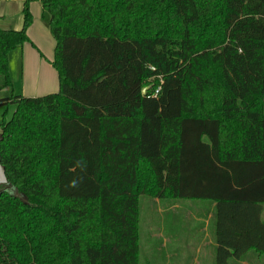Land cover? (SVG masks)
Segmentation results:
<instances>
[{
    "label": "trees",
    "instance_id": "1",
    "mask_svg": "<svg viewBox=\"0 0 264 264\" xmlns=\"http://www.w3.org/2000/svg\"><path fill=\"white\" fill-rule=\"evenodd\" d=\"M39 3L58 88L0 98V264H140V195L207 202L214 264H264V0Z\"/></svg>",
    "mask_w": 264,
    "mask_h": 264
},
{
    "label": "rangeland",
    "instance_id": "2",
    "mask_svg": "<svg viewBox=\"0 0 264 264\" xmlns=\"http://www.w3.org/2000/svg\"><path fill=\"white\" fill-rule=\"evenodd\" d=\"M18 1H4L10 13H14L18 8ZM10 94L8 88L0 90V98ZM4 110H6L5 118H7L13 110V106L0 107V115ZM10 191L13 192V189ZM207 204L205 201L196 200L158 201L140 195V264H214V252L211 247V222L204 218V214L196 212L200 211L198 209L202 207L204 210L207 209ZM261 217L264 220V212ZM177 231L191 233L188 236V241H184L182 238L178 239L180 242H188L189 248L182 247L181 249L175 242H169L170 233ZM197 236L200 237L198 252L194 248ZM156 240H160L158 251L152 249ZM238 264L250 263L243 261Z\"/></svg>",
    "mask_w": 264,
    "mask_h": 264
},
{
    "label": "crops",
    "instance_id": "3",
    "mask_svg": "<svg viewBox=\"0 0 264 264\" xmlns=\"http://www.w3.org/2000/svg\"><path fill=\"white\" fill-rule=\"evenodd\" d=\"M4 1L6 0H0V28L17 30L21 26L20 11L23 0L18 1V8H16L14 13H10ZM2 3H4L3 6ZM27 6L31 16V22L25 31L28 41L23 42L20 47L11 50L7 54L6 68L11 85L6 88L9 89L11 94L37 97L56 92L58 88L57 72L51 66L54 40L48 31V14L41 9L39 0H28ZM198 210L200 211L196 212L200 214L206 212L207 215H204V218L210 222L209 212L211 207L207 206L205 210L202 207ZM170 235L169 242H175L181 249L182 247L189 248V243L184 241H188V236L191 235L190 232L177 231L170 233ZM180 238L184 241H178ZM196 240L194 248L199 251L200 237L197 236ZM159 242L160 240L154 242L152 247L154 251H158ZM211 245L213 248L212 235Z\"/></svg>",
    "mask_w": 264,
    "mask_h": 264
},
{
    "label": "water",
    "instance_id": "4",
    "mask_svg": "<svg viewBox=\"0 0 264 264\" xmlns=\"http://www.w3.org/2000/svg\"><path fill=\"white\" fill-rule=\"evenodd\" d=\"M144 90H145V88H143L142 90H141V93L143 94L144 93ZM1 134H0V140H1ZM0 184H3L4 185V187L2 188V191L3 190H7V189H10V186L9 185H7V184H5V178H4V173H3V166L0 164Z\"/></svg>",
    "mask_w": 264,
    "mask_h": 264
},
{
    "label": "built area",
    "instance_id": "5",
    "mask_svg": "<svg viewBox=\"0 0 264 264\" xmlns=\"http://www.w3.org/2000/svg\"><path fill=\"white\" fill-rule=\"evenodd\" d=\"M158 88L155 89L154 94L157 92Z\"/></svg>",
    "mask_w": 264,
    "mask_h": 264
}]
</instances>
